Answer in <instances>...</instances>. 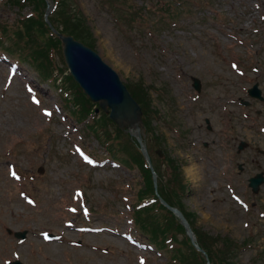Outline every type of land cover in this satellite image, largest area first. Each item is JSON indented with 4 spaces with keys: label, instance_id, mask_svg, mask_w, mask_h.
I'll return each mask as SVG.
<instances>
[{
    "label": "rangeland",
    "instance_id": "374dc122",
    "mask_svg": "<svg viewBox=\"0 0 264 264\" xmlns=\"http://www.w3.org/2000/svg\"><path fill=\"white\" fill-rule=\"evenodd\" d=\"M57 1L60 30H80L79 16L123 83L143 85L144 141L157 165L161 151L182 167L195 227L239 241L231 264H264V184L249 187L264 174V102L247 94L260 83L264 95V0ZM16 2L0 0V264H175L134 224L144 179L121 161L134 152L112 153L115 126L73 111L79 92L62 45L30 60L33 42L13 33L34 7Z\"/></svg>",
    "mask_w": 264,
    "mask_h": 264
},
{
    "label": "trees",
    "instance_id": "16d2710c",
    "mask_svg": "<svg viewBox=\"0 0 264 264\" xmlns=\"http://www.w3.org/2000/svg\"><path fill=\"white\" fill-rule=\"evenodd\" d=\"M64 3L65 0H61V5H64ZM69 3H72V0H68L64 6H69ZM17 4L22 7H24L25 4H32L36 17L29 18L26 21L22 22L21 26H23V28L19 29V31L15 34L20 37L26 35L31 39L35 47L34 58H36L38 54L41 56H45V48L48 49L49 47H51L53 44L49 42L55 41L50 36V29L43 21V13L41 12V8L45 6L44 0H18ZM79 18L80 17L76 15L72 18V21H74L75 23H80V30H75L72 27L63 26V33L73 35L76 39L94 48L95 45L90 40V37L86 32L89 28H85V23L82 20H78ZM51 21L55 26L58 27L57 23L60 21L56 20L55 16L51 18ZM129 89L134 98L141 104L145 116H147L148 107L150 106V98L145 94L143 85H138L137 90H133L131 89V87H129ZM78 101L81 102H79V112L81 118L85 119L91 114L93 105L90 100H88L84 95H81V98L78 99ZM100 121L103 125H106L110 120H108L106 117H103ZM145 121L147 122V120ZM103 125H100L101 131L103 133H107V129ZM116 133L117 137L115 138V140L121 141V137L123 136L122 132L117 129ZM118 144L121 145V142ZM122 150L126 153L133 151L134 153L132 154V160L139 164L143 171L146 182L145 190L141 195L140 202L148 197H153L155 200L154 204L148 206H141L142 204H140L138 205L139 209L135 210V221L139 228L150 239L151 242L155 243L161 249H167L168 246L164 243L166 239H172L173 241H175V244L177 246L175 248L172 247L170 250L168 249L169 252L173 253L172 258L175 264H205V258L196 251V249L192 246L190 240L186 238V236L184 237L182 242H176V238L178 237V235H184V228L179 224V221L174 216V214L166 209L155 197L151 173L149 170L145 169L143 156L135 146L134 142L131 141L130 137L126 139ZM182 191L183 187L181 186L179 195ZM163 194L166 197V200L172 205L177 204L180 199V197H178V193L174 189L173 191L165 189L163 191ZM159 211H164V216L162 215L163 218H161V215L159 217V215L157 214L159 213ZM185 215L192 224L193 221L191 219V216H189L187 213H185ZM196 234L199 240V244L208 253L212 264H218L217 259L219 257H223V264H231V261L233 260L236 252L239 250V245L237 242L232 241L228 237H221L217 243L212 244V242L204 237L201 232L196 231Z\"/></svg>",
    "mask_w": 264,
    "mask_h": 264
},
{
    "label": "water",
    "instance_id": "95a60500",
    "mask_svg": "<svg viewBox=\"0 0 264 264\" xmlns=\"http://www.w3.org/2000/svg\"><path fill=\"white\" fill-rule=\"evenodd\" d=\"M49 13L50 10L47 15ZM52 29L55 33H58L57 30ZM60 38L64 44L66 62L75 80L95 103L100 102V106L106 113H110V118L114 122L122 129L128 128L131 135L137 138L142 152L153 170L141 132L143 111L122 82L119 74L98 53L81 42L76 41L72 36L60 35ZM194 82L195 88L200 91V81L194 79ZM251 94L256 97H260L261 95L259 91L257 92V86L251 90ZM109 109H111V112ZM251 182V186L257 190L259 185L264 182V178L263 176H259ZM164 204L168 206L166 203ZM171 210L181 219L182 224L195 243L196 238L184 215L177 209L171 208ZM16 236L25 239L26 233H17ZM196 247L201 251L198 245ZM12 264L21 263L15 262Z\"/></svg>",
    "mask_w": 264,
    "mask_h": 264
},
{
    "label": "snow or ice",
    "instance_id": "6c2138e0",
    "mask_svg": "<svg viewBox=\"0 0 264 264\" xmlns=\"http://www.w3.org/2000/svg\"><path fill=\"white\" fill-rule=\"evenodd\" d=\"M39 101H37V103H38ZM46 114H48V115H51V113H46ZM85 159H87V157H85Z\"/></svg>",
    "mask_w": 264,
    "mask_h": 264
},
{
    "label": "bare ground",
    "instance_id": "6f19581e",
    "mask_svg": "<svg viewBox=\"0 0 264 264\" xmlns=\"http://www.w3.org/2000/svg\"><path fill=\"white\" fill-rule=\"evenodd\" d=\"M193 171L192 169H190V172Z\"/></svg>",
    "mask_w": 264,
    "mask_h": 264
}]
</instances>
